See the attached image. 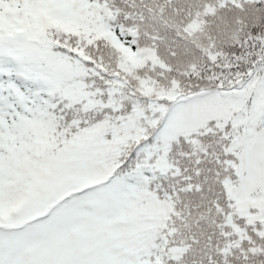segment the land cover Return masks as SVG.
I'll list each match as a JSON object with an SVG mask.
<instances>
[{
  "label": "trees",
  "instance_id": "obj_1",
  "mask_svg": "<svg viewBox=\"0 0 264 264\" xmlns=\"http://www.w3.org/2000/svg\"><path fill=\"white\" fill-rule=\"evenodd\" d=\"M17 2L14 12L24 32L4 37L18 38L24 49L41 56L56 97L76 105L68 117L87 121L77 137L76 156L89 162L110 160L115 149L126 154L150 138L140 159L151 157L148 167L154 179L150 185L145 179L132 184L134 192L127 191L118 222L112 225L117 235L133 241L131 251L151 250L157 256L164 239L166 246L186 248L174 257L178 259L166 256L163 264H224L217 255V245L225 243L221 224L228 223L231 233L240 235L246 225L264 232V144L250 136L259 180L245 181L242 198L237 191L238 162L226 165L217 159H223L224 126L232 132L234 124L248 122L250 115L245 105H234L231 99L252 91L264 77V65H255L248 80L257 49L236 44L253 24H264V3L70 0L59 7L48 0ZM0 26H6L1 15ZM108 28L119 34L120 42ZM241 79L246 81L243 88ZM24 135L42 165L56 159L61 133L49 132V139L42 140L33 125ZM244 135L243 128L239 139L234 135L235 146L244 144ZM159 167L166 168L165 173ZM226 167H231L227 174ZM106 178L101 171L88 183ZM248 234L258 245L264 243L253 228ZM238 257L237 251L228 264H242ZM258 259L249 264H258Z\"/></svg>",
  "mask_w": 264,
  "mask_h": 264
},
{
  "label": "snow or ice",
  "instance_id": "obj_2",
  "mask_svg": "<svg viewBox=\"0 0 264 264\" xmlns=\"http://www.w3.org/2000/svg\"><path fill=\"white\" fill-rule=\"evenodd\" d=\"M236 44L257 49L256 60L249 66L251 81V67L264 65V24H253ZM245 83L241 79L240 87ZM56 91L41 56L24 49L18 38L6 40L0 32V99L13 97L6 110L0 109V264H163L151 250L131 251L133 241L117 235L112 228L118 222L123 197L133 186L131 182L143 178L150 185L154 179L145 171L151 157L143 162L140 159L142 146L150 138L126 154L115 149L110 160H80L76 156L77 137L87 121L78 116L70 119L67 113L76 105L56 97ZM50 97L58 102L49 103ZM38 99L44 103L38 104ZM245 111L250 112L248 122L234 124L232 132L224 126L223 159L217 157L222 164L238 162L244 144L235 146L233 137L239 139L241 128L245 143L256 136L264 144V77H259L249 91ZM33 125L42 140L49 139V132L63 135V143L56 144V159L46 166L27 147L31 141L24 132ZM229 142L234 146L231 150ZM133 159L136 163L126 168ZM101 171L106 179L88 183ZM224 171L227 174L231 167ZM220 227L225 243L217 245V255L224 264L237 251L242 264L254 258L264 264V243L258 245L248 234L251 227L256 238L264 241V232L258 226L246 225L242 235L231 233L228 223ZM152 247L158 246L153 243Z\"/></svg>",
  "mask_w": 264,
  "mask_h": 264
},
{
  "label": "rangeland",
  "instance_id": "obj_3",
  "mask_svg": "<svg viewBox=\"0 0 264 264\" xmlns=\"http://www.w3.org/2000/svg\"><path fill=\"white\" fill-rule=\"evenodd\" d=\"M51 4L59 7H63L70 0H48ZM18 6L17 0H0V15L5 18L6 26H0V32L3 34H22L24 32V25L23 22L16 16L14 12V8ZM57 22V20H56ZM107 33L111 35L116 42H120V37L117 32H114L111 28L107 29ZM55 54H65L61 51H56ZM75 59V58H74ZM76 63L79 61L77 59L74 60ZM248 91L238 92L236 97L231 99L232 104L234 105H245V101L248 100ZM13 97H8L7 99H0V109L6 110L8 104L11 102ZM244 140V139H243ZM250 143H245L244 147L241 148L238 154V165L241 167L240 170V183L237 187L238 197L242 198V187L245 184L246 180H255L258 181L259 177L255 168V157H254V150H253V140L249 137ZM140 180V178H138ZM264 188V182L261 183ZM161 249L160 253L157 257L162 258V260L166 256L176 257L178 256L185 248L186 245H179V244H172L166 246L164 243V239L160 243Z\"/></svg>",
  "mask_w": 264,
  "mask_h": 264
}]
</instances>
